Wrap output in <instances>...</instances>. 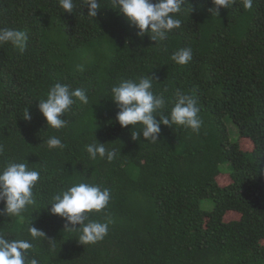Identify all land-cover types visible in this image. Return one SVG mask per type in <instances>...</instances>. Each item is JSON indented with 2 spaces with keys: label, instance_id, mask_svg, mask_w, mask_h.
Instances as JSON below:
<instances>
[{
  "label": "trees",
  "instance_id": "obj_1",
  "mask_svg": "<svg viewBox=\"0 0 264 264\" xmlns=\"http://www.w3.org/2000/svg\"><path fill=\"white\" fill-rule=\"evenodd\" d=\"M76 2V13H67L58 0H0V27L28 34L22 54L0 46V168L13 160L41 172L25 221L0 216V232L30 240L32 220L56 241L54 250L46 238L32 241L40 264H264V0L250 10L236 0L220 15L210 11L212 0H188L182 27L163 44L138 37L110 0L96 19ZM184 47L193 59L177 65L171 56ZM142 76L154 78L167 111L178 92L196 96L199 134L161 125L159 142L150 143L120 126L111 88ZM57 82L89 96L62 117L68 125L60 130L47 128L38 108ZM52 135L62 150L47 148ZM96 138L119 150L111 163L88 158ZM80 182L111 189L105 211L115 223L95 244H80L78 231H65V220L44 209Z\"/></svg>",
  "mask_w": 264,
  "mask_h": 264
},
{
  "label": "clouds",
  "instance_id": "obj_2",
  "mask_svg": "<svg viewBox=\"0 0 264 264\" xmlns=\"http://www.w3.org/2000/svg\"><path fill=\"white\" fill-rule=\"evenodd\" d=\"M63 12L76 13V0H58ZM102 0H81L88 8L87 17L96 19ZM188 0H110V8L117 10L131 27L136 29V35L150 37L156 44H163L169 34L182 27L178 18L185 11ZM236 0H212L213 15H220L221 8H231ZM253 0H242L245 10L252 8ZM84 15V14H83ZM28 34L24 30L0 27V46L10 45L14 50L23 53L26 50ZM193 59L191 47L179 48L171 60L181 66H186ZM81 70H83L81 68ZM154 78L142 76L134 79H123L111 88V100L119 109L115 119L122 128L132 126L133 139L141 138L150 143L159 142L161 125L172 128L180 126L191 129L199 134L203 121L201 120L198 100L195 95L178 92L172 107L167 111L168 103L163 94L154 91ZM40 113L46 119L47 128L60 130L67 127L68 120L62 118L72 111L73 105L79 102L89 104V96L85 89H73L69 84L54 83L46 93V99L38 100ZM167 113V115H165ZM159 117V119H158ZM25 120H31L29 108L24 113ZM138 126L139 130L133 131ZM96 137V135H95ZM49 150L65 147L61 138L52 135L46 140ZM106 143H100L97 138L86 145L88 158L111 163L119 155V150L106 148ZM3 148L0 147V153ZM41 179V172L29 167L27 162L9 160L0 168V216L10 220L25 221V213L30 206L36 204L34 189ZM111 200V189L86 182L74 183L61 189L51 197L47 206L51 215L60 216L65 220V231H78V242L83 245L102 241L109 231V226L115 221L107 215ZM49 206H51L49 208ZM104 213L105 219L91 218L93 213ZM68 225H72L69 227ZM31 239H10L6 233L0 232V264H40L33 250V240L46 238L49 250H54L56 241L32 226V220L26 225Z\"/></svg>",
  "mask_w": 264,
  "mask_h": 264
},
{
  "label": "rangeland",
  "instance_id": "obj_3",
  "mask_svg": "<svg viewBox=\"0 0 264 264\" xmlns=\"http://www.w3.org/2000/svg\"><path fill=\"white\" fill-rule=\"evenodd\" d=\"M228 126H229L231 133H232V136L235 137L237 135V129H236L235 125L231 122H228Z\"/></svg>",
  "mask_w": 264,
  "mask_h": 264
}]
</instances>
